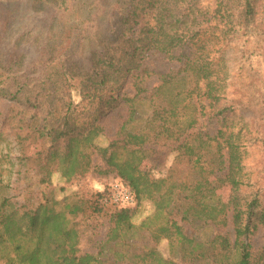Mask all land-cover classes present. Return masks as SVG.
<instances>
[{"label":"trees","instance_id":"obj_1","mask_svg":"<svg viewBox=\"0 0 264 264\" xmlns=\"http://www.w3.org/2000/svg\"><path fill=\"white\" fill-rule=\"evenodd\" d=\"M261 1L216 0L208 10L198 0H130L119 18L117 42L104 45L73 89L68 67L19 81L11 66H0V98L16 104V112L1 113L0 141L7 123L20 168L36 170L46 186L54 174L65 184L88 174L111 176L135 197L133 207L104 203L108 184L87 201L75 194L19 204L0 178V264H264V247L254 242L264 230V134L241 121L236 110L259 103L264 113V79L241 80L229 93L240 96L230 98L233 81L222 58L243 36L255 46L247 57L256 50V58L264 57V21L257 19ZM153 52L177 70L162 75L151 90L140 85L137 74L128 87L134 94L127 93L129 74ZM142 92L150 94L141 97ZM142 100L150 115L131 130ZM122 106L127 121L100 145L103 120ZM167 155L170 165L155 176L156 158ZM145 160L142 172L138 165ZM217 181L229 185L226 202L217 197ZM144 201L151 202L152 213L135 225ZM87 213L108 219L97 253L80 251L76 219L88 220ZM187 223L213 230L199 241L187 232ZM141 231L148 235L143 245L124 238ZM161 241H167L170 258L159 253Z\"/></svg>","mask_w":264,"mask_h":264},{"label":"rangeland","instance_id":"obj_2","mask_svg":"<svg viewBox=\"0 0 264 264\" xmlns=\"http://www.w3.org/2000/svg\"><path fill=\"white\" fill-rule=\"evenodd\" d=\"M130 0H66L63 4L53 2H36L35 0H0V66H11L14 70L13 76L17 80H28L42 77L52 70L60 67H68L72 73V79L68 81L73 89L80 81V75H84L93 67L98 59L99 51L104 45H110L117 40L120 29L118 22L121 15L126 11ZM228 5H236L240 0H224ZM259 9L258 20L264 21V0ZM204 9L212 10L216 0H198ZM6 14V17H5ZM4 22L2 23V20ZM0 24V25H1ZM255 36V35H254ZM249 36L238 39L233 46L223 53V59L227 66V73L232 79V87L228 93L235 92V85L239 82H247L249 78L264 79V57L256 58L258 50L251 57L248 51L255 47ZM117 42V41H116ZM178 66L168 63L159 53H150L147 60L129 74L125 84V91L134 94L128 88L129 84L139 80L141 86L151 90L162 75L176 71ZM143 72H145L143 78ZM79 75V76H78ZM141 77V78H139ZM236 79L239 81L236 82ZM72 97L78 100L73 91ZM150 94L141 93L143 95ZM240 93L229 94L230 98H236ZM228 99L230 100V98ZM237 114L241 121L252 124L254 130L264 134V113L259 103L249 104L237 108ZM16 112L14 100L0 98L1 113ZM150 115V109L143 100L137 105V113L130 123L131 130H137ZM127 109L125 106L108 114L103 120L106 127L104 139L99 140L100 145H105L113 136V132L123 121H127ZM1 119V117H0ZM2 120L0 126H3ZM8 125L3 128V141H0V178L9 186V195L14 202L22 204H36L48 198L61 201L65 197H74L87 201L91 193L103 191L113 181L112 177H99L88 174L80 182L65 184L59 174H54L48 186L39 183V175L36 170L26 171L15 163L17 149L10 135ZM1 129V128H0ZM36 147L34 148V151ZM260 154H257L259 157ZM172 161V155L156 158L157 167L155 176H160ZM149 162L147 160L139 163L140 171H146ZM217 197L226 202L230 194L227 182L217 181ZM150 201H144L137 209L132 222L139 225L145 217L152 213ZM90 215L89 213H87ZM91 216V215H90ZM179 220V218H176ZM80 233V251L97 253L98 246L105 238L108 219L105 215L91 216L88 220L78 217L76 219ZM94 227V231L88 229L87 225ZM185 225V222H183ZM187 232L198 235V240L209 238L213 228L202 223L186 224ZM125 239L137 245H143L148 241L147 233L141 231L125 235ZM205 242V241H204ZM257 247H264V230L260 231L254 239ZM123 251L127 249L120 247ZM157 249L161 255L170 258L167 241H161ZM106 257H111L106 253Z\"/></svg>","mask_w":264,"mask_h":264},{"label":"built area","instance_id":"obj_3","mask_svg":"<svg viewBox=\"0 0 264 264\" xmlns=\"http://www.w3.org/2000/svg\"><path fill=\"white\" fill-rule=\"evenodd\" d=\"M109 195L104 199V203H110L116 207H133L135 205V197L131 190L119 181H111L109 183Z\"/></svg>","mask_w":264,"mask_h":264}]
</instances>
